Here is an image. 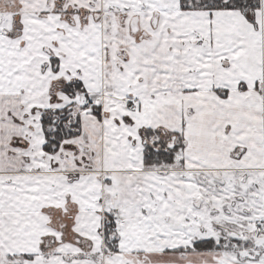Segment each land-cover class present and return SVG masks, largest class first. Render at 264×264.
<instances>
[{"label":"snow or ice","instance_id":"1","mask_svg":"<svg viewBox=\"0 0 264 264\" xmlns=\"http://www.w3.org/2000/svg\"><path fill=\"white\" fill-rule=\"evenodd\" d=\"M0 264H264V0H0Z\"/></svg>","mask_w":264,"mask_h":264}]
</instances>
